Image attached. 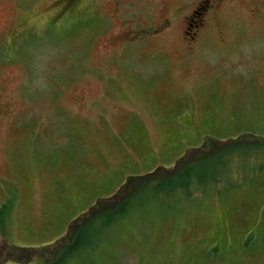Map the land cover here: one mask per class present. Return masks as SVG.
Instances as JSON below:
<instances>
[{
  "label": "rangeland",
  "instance_id": "374dc122",
  "mask_svg": "<svg viewBox=\"0 0 264 264\" xmlns=\"http://www.w3.org/2000/svg\"><path fill=\"white\" fill-rule=\"evenodd\" d=\"M0 57V264L55 260L130 176L244 140L229 179L150 189L64 264H264V0H0Z\"/></svg>",
  "mask_w": 264,
  "mask_h": 264
},
{
  "label": "trees",
  "instance_id": "16d2710c",
  "mask_svg": "<svg viewBox=\"0 0 264 264\" xmlns=\"http://www.w3.org/2000/svg\"><path fill=\"white\" fill-rule=\"evenodd\" d=\"M211 142L209 140L210 144ZM215 143L212 142L211 145L209 144L210 147L206 151L209 152L207 153L208 155L201 154L202 152L196 150V148H190L187 156L183 155L181 158H178L172 169L158 167L143 176H130L126 183L122 184L123 186L121 185V197H119L117 202L112 203L108 199H99L86 214L77 217L68 224V228L71 230L72 241L61 249L62 251L56 256L55 260L44 264L66 263L71 258L72 253L76 254L78 252L80 243L86 244L84 235L94 224L100 229L96 232L98 237L92 242V244H97L101 239H99V235L107 231L116 221L128 215L132 209L141 205V196L147 195L150 189H153V194L151 193V198H147L148 200L146 201L157 199L162 203L163 201H168L163 199L169 198L170 196L173 197L174 195L180 196L185 200H190L189 198L192 197H201L203 195L202 193L209 186H216L229 179L230 168L236 164L235 160H233L235 156L240 159V157L250 154L252 150H256L258 147V143L252 141L246 143L245 140L239 143L235 141L233 143L223 144L220 147L215 146ZM235 145H247L251 147L245 153L237 152L229 156L231 152L230 147ZM195 154H198L199 157ZM215 157L218 158L217 162H214ZM164 187H166L165 190L162 189ZM9 214H4L6 218L4 217V220L0 221V228H3L7 224L6 221ZM96 244L94 247H96ZM91 260L92 254L87 261L90 264H94Z\"/></svg>",
  "mask_w": 264,
  "mask_h": 264
},
{
  "label": "flooded vegetation",
  "instance_id": "af4514ba",
  "mask_svg": "<svg viewBox=\"0 0 264 264\" xmlns=\"http://www.w3.org/2000/svg\"><path fill=\"white\" fill-rule=\"evenodd\" d=\"M205 3L203 2V5H204ZM195 13V12H194ZM194 23L195 22H193V23H189V26H190V28L194 25ZM195 26V25H194ZM0 61H2V58L0 57ZM1 123H3V122H0V124ZM111 177V176H110ZM110 177H103V179H102V183L103 182H105L106 180H108ZM89 188L88 187H85L82 191H81V195H85V193H86V191L88 190ZM65 204H68V202L66 203L65 202Z\"/></svg>",
  "mask_w": 264,
  "mask_h": 264
}]
</instances>
